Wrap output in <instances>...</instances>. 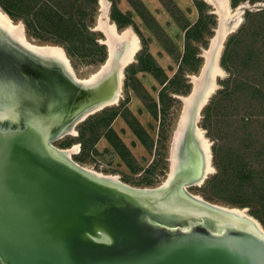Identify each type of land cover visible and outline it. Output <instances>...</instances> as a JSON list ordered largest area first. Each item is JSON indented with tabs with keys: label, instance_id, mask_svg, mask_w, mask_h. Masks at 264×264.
<instances>
[{
	"label": "water",
	"instance_id": "obj_1",
	"mask_svg": "<svg viewBox=\"0 0 264 264\" xmlns=\"http://www.w3.org/2000/svg\"><path fill=\"white\" fill-rule=\"evenodd\" d=\"M16 41L0 25V264H264V237L232 213L181 195L208 215L176 207V186L136 191L60 155L41 112L63 127L80 107L68 89L82 95L87 87L72 91L68 78L41 65L43 53ZM201 78L194 107L210 71Z\"/></svg>",
	"mask_w": 264,
	"mask_h": 264
},
{
	"label": "rangeland",
	"instance_id": "obj_2",
	"mask_svg": "<svg viewBox=\"0 0 264 264\" xmlns=\"http://www.w3.org/2000/svg\"><path fill=\"white\" fill-rule=\"evenodd\" d=\"M20 1L26 3V0H0V3L10 5L13 14L11 18L14 21L23 22L28 41L32 40V43L36 44L61 45L79 78L88 76L106 60L107 46L101 42V39L108 36L109 40L114 42V38L100 31H94L98 24V0H69L66 9L72 16L66 20L68 23H59L55 16L47 13L44 21L35 22L29 28L26 20L30 19V16L25 9L20 11L22 7ZM107 1L109 17L116 23L117 29L121 31L124 27L130 26L139 36L141 43V50L135 55L132 63L124 69L121 85L122 99L118 105L105 107L77 124L76 135H67L54 142L50 140V144L58 148L76 146L77 153L73 154L72 158L77 163L99 172L118 175L123 184L134 189L143 191L166 189L165 191H168L174 190L176 186L179 190L180 184L177 178L170 187V184L162 185L170 173L171 147L177 120L182 110V102L178 95H187L191 92L189 75L200 74L201 66L204 65V58L201 57L202 49L210 44L209 38L214 35V29L219 26V18L211 12L212 7L202 0ZM242 1L249 7L243 10V22L240 27L226 38L222 55L229 41L238 40L243 26L257 25L263 32L264 0H237L236 4ZM215 2L218 3L221 0H215ZM230 2L232 7L236 6L232 4V1ZM258 3L261 6H254ZM255 16L258 20L254 19ZM72 20L77 24L76 29L82 32V35L74 32L75 28L69 24ZM234 21L235 17H230L225 21L226 26L230 27ZM155 32L160 35H156ZM124 43L125 41L116 42L113 66L105 70L104 76L113 73L111 67L117 68V62H120L123 56ZM204 43H206L205 46ZM80 45L83 49L79 51ZM101 48L105 53L103 60H100ZM186 49L188 54L184 63L183 55L187 53ZM221 58L222 56L219 64H221ZM197 64H200L198 71H190ZM226 73L225 78L217 79L218 90L200 112L199 126L205 130L207 138L212 143V162L215 173L210 175L201 186L190 187L188 191L213 204L237 207L212 199L207 193L208 183L218 172L214 148L219 143L212 128V118L207 116V109L218 92L224 89L223 82L231 76L227 71ZM186 85L189 86V90ZM15 88L13 86L14 91H16ZM186 89L188 92L183 93ZM99 122L106 123L107 126L100 134H97L94 132V127ZM188 134L194 137L192 129L188 130L186 137ZM192 148L194 150V147ZM179 174L185 177L189 175L187 170L178 168L177 175ZM180 194L190 201L202 204L185 196L181 191ZM174 200L176 207L179 206L178 203H185L187 208L196 213L208 215L203 209L192 207L183 199L174 198Z\"/></svg>",
	"mask_w": 264,
	"mask_h": 264
},
{
	"label": "bare ground",
	"instance_id": "obj_3",
	"mask_svg": "<svg viewBox=\"0 0 264 264\" xmlns=\"http://www.w3.org/2000/svg\"><path fill=\"white\" fill-rule=\"evenodd\" d=\"M202 1L206 2L209 6L212 7L211 12L219 18V26L214 29V35L209 38L210 44L208 45V47L202 49L203 56L201 57L204 58L205 66H201L199 75H189V79H191L190 83L193 87L192 94L188 93L187 95H178V98L182 102V110L177 120L178 122L176 131L174 132V142L171 147V166H169L170 173L168 174V178L162 185L167 186L178 177V168H180L181 170H187L189 173V179H185V182L179 185V190L185 196H188L194 201L200 202L204 205H210L213 208L232 213L237 217L234 218V220H237V223L245 222V224L243 225L244 228L250 229L258 233L260 236L264 237L263 225L255 217L250 215L249 210H247L246 208L228 207L225 205L213 204L203 200L201 196L194 193L192 194L188 191V188L190 187L201 186L210 175H213L215 173V168L212 162V143L207 138L205 130L199 126L200 112L207 105V102L211 98V96L214 95V93L219 88L217 79L223 77L225 78V76L227 75L221 64H219V59L224 49V43L228 35H230V33L232 34V32L236 30V28L240 27L243 22V10L249 7L248 4L244 1L240 2V4H237L235 7L231 6V0H221V2L218 3H216L215 0ZM254 6H261V4L258 3ZM98 7V24L95 26L94 31H100L102 33H105V35L112 36V38H114V42L110 41L108 36H106L105 39H101V42L107 46L108 50L106 60L98 67L97 70L82 78H79L76 75V72L70 63L65 49L61 45L36 44L32 43V40L28 41L23 22L14 21L0 7V25L14 34L17 39L16 43L18 42V44L25 49L43 53L46 56V59L39 60L41 62V65H45L51 69L57 70L58 74L56 75L60 79L68 78L67 80L69 84L71 83L72 91H75V84L76 86L79 85L81 87H87V89H85L86 91L82 95H78V91H75L74 93L69 91L68 89L70 96H74L73 101H76V98L79 99L78 101L80 102V107L78 106L79 108L76 110V114L74 115V117L71 120L67 121L63 127H57V123H54L52 120H48L49 117L47 115V112L42 110V116L46 120H41L43 121L41 123L47 130L49 143L50 140L54 142L56 140L62 139L67 135H76L75 126L85 120L89 115L102 110L105 107L115 106L119 104L122 99L121 85L122 80L124 79V69L132 63L135 55L141 50L140 38L135 32H133L131 27L126 26L121 31H119L117 29L116 23H114L110 19L108 11L109 2L107 0H98ZM230 17H235V21L233 25L227 27L228 25L226 26L225 21ZM123 41H125V48H123V56H121V61L118 64L119 66L118 68H116L117 71H114L113 75H108L103 81L99 83V80L104 75L105 70L111 65V62L114 61V58L116 57V42ZM206 70L210 71L211 80L206 85L204 95L202 96L200 103L196 107H194L193 101L195 99V94L201 87V77H203ZM83 96H86L88 98H83ZM82 101H84L83 104ZM41 107L42 109L48 111L54 109L53 105L51 104H43ZM13 122H16V120H13ZM189 129H192V132H194V137L189 134L186 137ZM190 142H192L193 144H190ZM52 146L60 153V155L66 157L72 163H74L80 169L90 175L117 183L136 191H148V189H146L145 191L137 190L134 189V187L123 184V182L120 181L118 175L99 172L89 166L80 165L72 158V155L77 153L76 149L78 148L76 146H74L73 148H58L54 145ZM192 147H194V150ZM179 175H181V177H184L183 174ZM181 206L185 210L188 209L183 205ZM181 206L179 205L177 207ZM241 217L243 218L240 219ZM221 230H223V228H221Z\"/></svg>",
	"mask_w": 264,
	"mask_h": 264
},
{
	"label": "trees",
	"instance_id": "obj_4",
	"mask_svg": "<svg viewBox=\"0 0 264 264\" xmlns=\"http://www.w3.org/2000/svg\"><path fill=\"white\" fill-rule=\"evenodd\" d=\"M231 1L237 5V0ZM67 3L69 0H26V3L21 2L20 11L25 9L30 16L26 20L28 28L44 21L47 13L55 16L59 23H68L66 20L72 15L66 9ZM0 7L13 18L10 5L0 3ZM69 24L75 28V33L82 35L73 20ZM117 24L120 26L119 22ZM242 28L238 40L228 42L221 58L222 67L231 76L223 82L224 89L207 109L219 141L214 148L218 172L208 183L207 193L212 199L247 207L250 215L264 226V29L261 32L257 25ZM157 32L155 34L160 35ZM78 48L83 49L82 45ZM101 51L100 60H103L104 49ZM187 54L183 55L184 63ZM199 67L197 64L190 71H198ZM187 89L183 93H187ZM106 126L99 122L94 132L100 134Z\"/></svg>",
	"mask_w": 264,
	"mask_h": 264
},
{
	"label": "flooded vegetation",
	"instance_id": "obj_5",
	"mask_svg": "<svg viewBox=\"0 0 264 264\" xmlns=\"http://www.w3.org/2000/svg\"><path fill=\"white\" fill-rule=\"evenodd\" d=\"M191 143H192V142H190V144H191ZM192 144H193V143H192ZM192 163H193V162H192ZM185 179L188 180L189 178H188V177H185V176H184V177H181V176H179V175H178V177H177V180L179 181V182H178L179 184L185 182ZM174 190H175V189H174ZM174 192H175V191H174ZM175 194L178 195V197L175 196L176 199H181V197H179V196L181 195L179 191H176ZM181 196H182V195H181ZM178 204L181 205V203H178Z\"/></svg>",
	"mask_w": 264,
	"mask_h": 264
},
{
	"label": "crops",
	"instance_id": "obj_6",
	"mask_svg": "<svg viewBox=\"0 0 264 264\" xmlns=\"http://www.w3.org/2000/svg\"><path fill=\"white\" fill-rule=\"evenodd\" d=\"M10 10V9H9ZM11 11V10H10ZM12 12V11H11Z\"/></svg>",
	"mask_w": 264,
	"mask_h": 264
}]
</instances>
